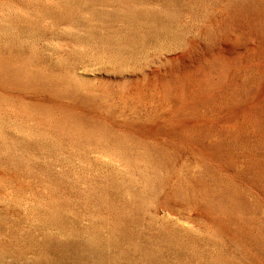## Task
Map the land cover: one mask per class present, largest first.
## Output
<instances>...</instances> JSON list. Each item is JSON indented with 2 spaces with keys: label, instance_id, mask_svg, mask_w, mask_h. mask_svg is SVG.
<instances>
[{
  "label": "rangeland",
  "instance_id": "rangeland-1",
  "mask_svg": "<svg viewBox=\"0 0 264 264\" xmlns=\"http://www.w3.org/2000/svg\"><path fill=\"white\" fill-rule=\"evenodd\" d=\"M0 264H264V0H0Z\"/></svg>",
  "mask_w": 264,
  "mask_h": 264
},
{
  "label": "bare ground",
  "instance_id": "bare-ground-1",
  "mask_svg": "<svg viewBox=\"0 0 264 264\" xmlns=\"http://www.w3.org/2000/svg\"><path fill=\"white\" fill-rule=\"evenodd\" d=\"M154 255V254H153ZM156 258V257H155ZM122 262V261H121Z\"/></svg>",
  "mask_w": 264,
  "mask_h": 264
}]
</instances>
